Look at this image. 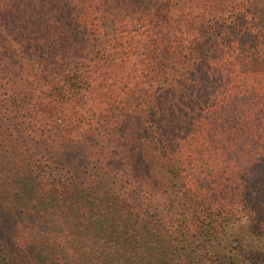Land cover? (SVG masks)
I'll return each instance as SVG.
<instances>
[{"label":"trees","instance_id":"trees-1","mask_svg":"<svg viewBox=\"0 0 264 264\" xmlns=\"http://www.w3.org/2000/svg\"><path fill=\"white\" fill-rule=\"evenodd\" d=\"M245 220L264 234L257 0H0V264H235Z\"/></svg>","mask_w":264,"mask_h":264},{"label":"rangeland","instance_id":"rangeland-1","mask_svg":"<svg viewBox=\"0 0 264 264\" xmlns=\"http://www.w3.org/2000/svg\"><path fill=\"white\" fill-rule=\"evenodd\" d=\"M257 7L264 11V0H257ZM218 248L226 260L231 255L235 264H259L264 257V234L257 233L249 221L234 222Z\"/></svg>","mask_w":264,"mask_h":264}]
</instances>
